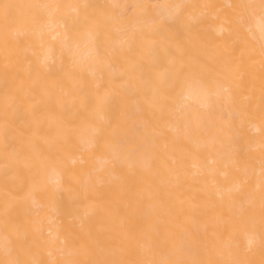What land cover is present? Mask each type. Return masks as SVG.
<instances>
[{
	"label": "bare ground",
	"instance_id": "bare-ground-1",
	"mask_svg": "<svg viewBox=\"0 0 264 264\" xmlns=\"http://www.w3.org/2000/svg\"><path fill=\"white\" fill-rule=\"evenodd\" d=\"M0 264H264V0H0Z\"/></svg>",
	"mask_w": 264,
	"mask_h": 264
}]
</instances>
